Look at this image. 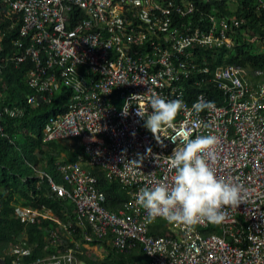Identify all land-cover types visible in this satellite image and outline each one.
I'll list each match as a JSON object with an SVG mask.
<instances>
[{
  "label": "built area",
  "instance_id": "built-area-1",
  "mask_svg": "<svg viewBox=\"0 0 264 264\" xmlns=\"http://www.w3.org/2000/svg\"><path fill=\"white\" fill-rule=\"evenodd\" d=\"M195 11L192 0H0V15L12 19L10 27L19 25L15 43L20 50L12 59L33 65L27 82L36 93L28 102H51L62 87L71 91L67 109L46 122L43 140L78 138L83 153L75 160H57L63 183L32 167L57 198L71 200L75 209L67 207L63 221L45 205L16 208L23 220L57 222L59 227L48 230L57 246L65 242L61 233L72 241L79 233L85 242L116 253L141 246L147 257L141 264H264V70L235 62L213 70L200 66L196 48H231L233 31L244 20L210 13L207 21L196 23L191 19ZM3 36L0 28V51ZM192 77L198 85L211 83L219 98L205 90L190 92L185 82ZM152 91L186 105L175 129L162 131L160 141L135 114L137 106L151 112L147 96ZM139 94L145 100H131ZM198 100L214 106L196 111ZM1 114L0 134H5ZM181 129L191 138L216 135L217 177L242 183L249 195L238 207H226L219 224L170 223L177 233H161L157 225L153 231L157 218L149 222L136 194L161 180L171 183L174 170L167 156L175 144L168 137ZM94 166L125 188L127 198L116 209L106 205ZM34 247L24 239L12 243L0 264H88L73 246L37 256Z\"/></svg>",
  "mask_w": 264,
  "mask_h": 264
},
{
  "label": "trees",
  "instance_id": "trees-1",
  "mask_svg": "<svg viewBox=\"0 0 264 264\" xmlns=\"http://www.w3.org/2000/svg\"><path fill=\"white\" fill-rule=\"evenodd\" d=\"M192 1L196 11L191 19L196 23L207 21L210 13L217 16L235 15L244 20L233 31L231 48H196L200 66L213 70L218 65L235 62L250 69L264 70V5L260 0ZM11 21L8 16L0 15V28L4 31L3 49L0 51V111L5 132L0 134V256L12 243L24 239L27 244L35 245L33 256L73 246L88 264H134L135 261H145L147 257L141 246H136L127 254L116 253L105 246L107 250L103 249V254H92L90 246H95V242H85L79 233L75 241L67 233H61L65 242L57 246L48 231L59 227L57 222L39 217L23 220L16 212L20 205L35 208L45 205L53 214L67 221L66 208L71 209V206L67 200L59 199L51 192L48 180L42 179L32 165L50 173L56 169L57 160L78 159L83 147L78 138L43 140L47 118L51 113L57 114L67 109L71 91H56L51 102H28V97L36 93L27 82V74L33 65L30 60L16 64L12 59L20 46L15 43L19 25L10 27ZM257 40L259 44L254 45ZM185 84L194 94L205 90L219 98V91L211 83L201 82L198 85L195 84V77H192ZM8 109L14 110V113ZM91 170L106 194V205L116 209L127 198L125 188L118 180L109 179L103 168L94 166ZM155 226H152L153 231H156ZM160 232L171 233L167 228ZM46 245L47 250L44 249Z\"/></svg>",
  "mask_w": 264,
  "mask_h": 264
},
{
  "label": "clouds",
  "instance_id": "clouds-1",
  "mask_svg": "<svg viewBox=\"0 0 264 264\" xmlns=\"http://www.w3.org/2000/svg\"><path fill=\"white\" fill-rule=\"evenodd\" d=\"M134 98L145 100L142 94L133 95L131 100ZM128 104L125 103L122 112L125 117L128 115ZM147 105L151 112L137 106L135 114L144 120V127L157 141H160L159 134L166 128L175 129L174 121L178 113L186 108L183 100H168L154 91L147 96ZM213 106L212 101L198 100L193 108L200 111ZM203 126L210 127L209 124ZM168 139L175 144L172 154L167 156L169 170H174L171 183L161 180L141 188L136 194V204L146 210L149 222L159 217L189 228L204 222L219 224L225 219L226 207H238L247 201L249 190L242 183L225 181L216 175L213 167L219 144L216 135L191 138L189 131L181 129ZM147 152L151 154V149Z\"/></svg>",
  "mask_w": 264,
  "mask_h": 264
},
{
  "label": "rangeland",
  "instance_id": "rangeland-1",
  "mask_svg": "<svg viewBox=\"0 0 264 264\" xmlns=\"http://www.w3.org/2000/svg\"><path fill=\"white\" fill-rule=\"evenodd\" d=\"M257 44H259V41L257 40V41H255L254 42V45H257ZM65 89H67V88H65V87H62L61 89H60V91H64ZM120 102H121V100H120ZM53 115V113H51L50 115H49V117L50 116H52ZM49 117L47 118V121H48V119H49ZM89 167V166H88ZM92 168V167H91ZM51 174H52V176L55 178V180L57 181V182H61V183H63V176H62V173L56 168L55 170H51V172H50ZM26 177V176H25ZM67 203L71 206V208L74 210L75 209V204L71 201V200H67ZM108 206V205H107ZM109 207V206H108ZM153 224H155V225H157L158 227H160V228H168V226H170V223L169 222H167L166 220H164V219H162V218H157L156 219V221H155V223H153ZM218 226H215L214 228H217ZM171 228V227H170ZM169 229V228H168ZM172 229V228H171ZM171 229H169V231H173L174 233H177V231H174L173 229L171 230ZM202 229V228H201ZM172 232V233H173ZM87 246H90L89 244H86ZM90 248H91V252H92V254H103V252H104V250L103 249H101V248H99L98 246H90ZM145 255V254H144ZM142 262L140 261H135L134 262V264H141Z\"/></svg>",
  "mask_w": 264,
  "mask_h": 264
}]
</instances>
